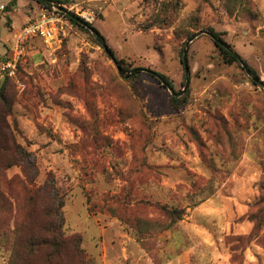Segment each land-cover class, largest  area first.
<instances>
[{
	"label": "rangeland",
	"instance_id": "rangeland-1",
	"mask_svg": "<svg viewBox=\"0 0 264 264\" xmlns=\"http://www.w3.org/2000/svg\"><path fill=\"white\" fill-rule=\"evenodd\" d=\"M10 1L0 53L45 8ZM60 1L0 91V264H264V0Z\"/></svg>",
	"mask_w": 264,
	"mask_h": 264
},
{
	"label": "trees",
	"instance_id": "trees-1",
	"mask_svg": "<svg viewBox=\"0 0 264 264\" xmlns=\"http://www.w3.org/2000/svg\"><path fill=\"white\" fill-rule=\"evenodd\" d=\"M34 2H36L37 4L45 7V8H52L54 5H61V1L60 0H33ZM16 4V0H11L8 5L6 6V8H9L11 6H14ZM5 8V7H4ZM3 8V9H4ZM66 14V17L67 19L76 27L80 28L81 30H85L87 31L88 33L91 34L93 40L95 41V43L100 46L104 51L105 53L106 52H109L110 55L112 57L110 58H114L112 52L109 50V48L107 47L106 45V42L103 38V36L94 28L92 27V25H90L89 23L87 22H84L82 21L81 19H79L77 16L73 15L72 13H69V12H65ZM210 34H211V38L213 39L214 43H215V46L218 48L219 52L221 53V55L223 56V59L229 63V64H232V63H240V64H243L240 57L234 53L219 37V34H217L216 32H214L213 30H210L208 31ZM115 59V58H114ZM112 60V59H111ZM116 61V59H115ZM118 66L120 67L121 71H123V68L120 66L121 64V61H116ZM245 66V65H244ZM245 70L248 71V73H246L247 75L250 76L251 80L253 82H257L258 79H257V75L256 73L247 68V67H244ZM146 73L149 74L150 76L154 77L157 79V81L162 84L164 87L168 88L171 90V85L169 83V81L166 79L165 76H163L162 74H159V73H156L154 71H151V70H148V69H145ZM18 75H19V67H18ZM123 73V72H122ZM9 83H12V81L10 80H4L2 82H0V91L3 90L4 87H6ZM171 103L177 107V98L175 97H171ZM183 102H186L185 101V98H183ZM55 207L53 208V213H54V216H56V218L59 220V223H55V221L51 222V232H52V235H51V240L50 242H48V245L52 246L53 248H57V249H62L64 250L66 248V244L63 243V241H61L59 238V235H58V230H60V228L62 227V224H63V219L61 217V213H60V210L62 209L63 207V200L60 199V198H57L56 199V203H55Z\"/></svg>",
	"mask_w": 264,
	"mask_h": 264
},
{
	"label": "built area",
	"instance_id": "built-area-1",
	"mask_svg": "<svg viewBox=\"0 0 264 264\" xmlns=\"http://www.w3.org/2000/svg\"><path fill=\"white\" fill-rule=\"evenodd\" d=\"M64 23L56 15L54 7L51 10L42 8L34 18L29 19L15 34L13 49L0 53V82L10 80L20 86L17 70L25 45L34 39H39L48 46L54 45L63 34Z\"/></svg>",
	"mask_w": 264,
	"mask_h": 264
},
{
	"label": "water",
	"instance_id": "water-1",
	"mask_svg": "<svg viewBox=\"0 0 264 264\" xmlns=\"http://www.w3.org/2000/svg\"><path fill=\"white\" fill-rule=\"evenodd\" d=\"M54 7L60 8V6H58V5H54ZM202 33L208 35L209 37H211V34H210L209 32H207V31H203ZM191 40H192V39H191ZM191 40L187 41V43H186V47H187V45L191 42ZM106 54H107L108 56L112 57V56L110 55L109 52H106ZM186 55H187V50H186V48H185V49L183 50V59H182V64H183V67H184V73H185V81H186V83H185V88L188 86V82H189V69H188V63H187ZM111 59H112V62L114 63V65L116 66V69H117L119 75H121V76L124 77L125 79H128V78L131 77V75H132L131 73H122V71H121L120 67L118 66L117 62L115 61V59H114V58H111ZM246 73H248L247 70H246ZM179 95H180V94H179Z\"/></svg>",
	"mask_w": 264,
	"mask_h": 264
},
{
	"label": "crops",
	"instance_id": "crops-1",
	"mask_svg": "<svg viewBox=\"0 0 264 264\" xmlns=\"http://www.w3.org/2000/svg\"><path fill=\"white\" fill-rule=\"evenodd\" d=\"M10 12V11H9ZM9 12H8V14H9ZM11 14V13H10ZM12 35V34H11ZM12 37V36H11ZM12 42L14 43V40L12 39ZM13 46H14V44H13ZM11 49H9V50H7V51H10Z\"/></svg>",
	"mask_w": 264,
	"mask_h": 264
}]
</instances>
